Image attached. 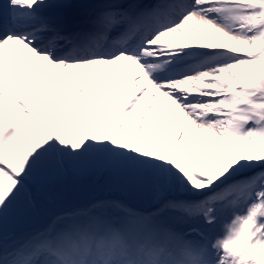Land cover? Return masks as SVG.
Returning <instances> with one entry per match:
<instances>
[{"label": "snow or ice", "instance_id": "snow-or-ice-1", "mask_svg": "<svg viewBox=\"0 0 264 264\" xmlns=\"http://www.w3.org/2000/svg\"><path fill=\"white\" fill-rule=\"evenodd\" d=\"M238 249L264 252V0H0V264H264Z\"/></svg>", "mask_w": 264, "mask_h": 264}, {"label": "bare ground", "instance_id": "bare-ground-1", "mask_svg": "<svg viewBox=\"0 0 264 264\" xmlns=\"http://www.w3.org/2000/svg\"><path fill=\"white\" fill-rule=\"evenodd\" d=\"M185 34L187 35V32ZM173 39H175L177 42H179V37H174ZM31 70H33V72H35L37 80L39 81V78H40V75H41L40 69L39 68H34V69H31ZM103 71H104V74H106L110 79L113 80V84L115 86H117V88H119V81L115 79V77L113 75V71L111 69H104ZM117 71H118L119 75L122 77L123 69L121 68V69H118ZM133 73H135V69L133 70ZM130 82H131V77H130ZM84 83H85L86 87H89L90 91H93L94 94L97 93V87H96L95 82L85 80ZM150 95L151 94H149V97H145V99L141 103L140 107L136 110V112L133 113V115H132V121L133 122H135V121H137L139 119L143 108L147 105V103L150 100ZM160 100H162V98L158 97V106H157V109H156L155 113L153 114V119H155L157 121H159L161 118H166L167 117L166 110L164 108L159 107ZM110 101H111V99H110ZM112 102L113 101H111L109 104H111ZM151 127H152V121L150 120L149 121V130L151 129ZM156 127H157V129L159 131V128H160L159 123H157ZM169 127L171 128L172 125L170 124ZM254 254H255V257L257 259H264V252H255Z\"/></svg>", "mask_w": 264, "mask_h": 264}, {"label": "rangeland", "instance_id": "rangeland-1", "mask_svg": "<svg viewBox=\"0 0 264 264\" xmlns=\"http://www.w3.org/2000/svg\"><path fill=\"white\" fill-rule=\"evenodd\" d=\"M30 72H31V76L29 77L30 79V82L35 85L36 83H38L37 81V77L35 75V72H33V70L30 69ZM62 89H63V85H62ZM35 90V89H34ZM45 97H47L48 94H50L51 92V82H49L48 84L45 85ZM109 99H111V101H113L111 104H109V107H112V105L115 103L114 100H112L111 96L109 97ZM80 98H77V115L79 114V104H80ZM70 104H71V94L69 95V102H68V105H66V111H67V107H70ZM91 110V109H89ZM99 111V110H97ZM65 119H66V113H65ZM86 120H87V117H86ZM155 139L159 140V131L157 132V136L155 137ZM195 143L196 144V147L193 148L192 147V144ZM165 144L166 146H170V139L168 136L165 137ZM188 151L190 153H192V156H191V159L193 160V162L195 163H206L208 164L209 166H211V161L207 158V157H204V156H201L200 154V148H199V140L195 141V142H192L190 141L189 142V149ZM238 251H246L247 254L249 256H252V257H255V252L256 251H248L247 249H238ZM256 258V257H255Z\"/></svg>", "mask_w": 264, "mask_h": 264}]
</instances>
